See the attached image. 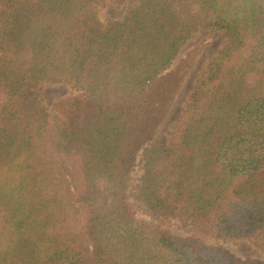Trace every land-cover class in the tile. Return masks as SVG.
I'll return each instance as SVG.
<instances>
[{"label": "trees", "instance_id": "obj_1", "mask_svg": "<svg viewBox=\"0 0 264 264\" xmlns=\"http://www.w3.org/2000/svg\"><path fill=\"white\" fill-rule=\"evenodd\" d=\"M100 1L0 0V264H262L205 239L264 231V0H138L108 26ZM202 29L228 41L160 144ZM44 83L75 93L51 111Z\"/></svg>", "mask_w": 264, "mask_h": 264}, {"label": "rangeland", "instance_id": "obj_2", "mask_svg": "<svg viewBox=\"0 0 264 264\" xmlns=\"http://www.w3.org/2000/svg\"><path fill=\"white\" fill-rule=\"evenodd\" d=\"M137 1L138 0H129L123 9H118L115 6L114 0H101L98 5L99 17L105 26L121 21L126 13V8L135 4ZM227 41V35L223 31L216 29H202L182 48L180 56L177 60L186 56L196 44L201 43L205 46L204 51L194 69L191 71L181 94L177 98L176 103L160 128V131L155 139L157 142L163 145H170L174 143V124L185 112L186 105L189 102V97L197 80L201 74L205 72L209 62L220 53ZM41 89L45 99V104L51 111H53V105L56 100L69 97L75 93L72 86L67 83H44L41 85ZM141 175L142 171L139 168L134 174V178L137 180ZM145 210L148 213L145 212L146 214L142 218L150 225H160L164 230L184 238L191 237L195 234L191 222L187 219L160 217L150 213L147 208L141 209V211ZM205 242L208 244H215L217 242L221 247L228 249L238 257L256 259L264 264V231H260L254 236L240 240L225 239L216 241L212 238H206Z\"/></svg>", "mask_w": 264, "mask_h": 264}]
</instances>
